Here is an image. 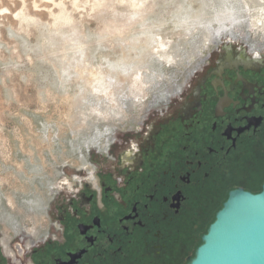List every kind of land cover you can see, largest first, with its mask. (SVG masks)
Masks as SVG:
<instances>
[{"label": "rangeland", "instance_id": "374dc122", "mask_svg": "<svg viewBox=\"0 0 264 264\" xmlns=\"http://www.w3.org/2000/svg\"><path fill=\"white\" fill-rule=\"evenodd\" d=\"M243 2L0 0L3 250L43 235L55 197L94 179L119 137L177 98L219 43L264 46L246 23L228 31L212 22ZM247 2L261 12L260 0Z\"/></svg>", "mask_w": 264, "mask_h": 264}, {"label": "flooded vegetation", "instance_id": "af4514ba", "mask_svg": "<svg viewBox=\"0 0 264 264\" xmlns=\"http://www.w3.org/2000/svg\"><path fill=\"white\" fill-rule=\"evenodd\" d=\"M178 94L55 197L43 235L0 245V264H187L230 191L261 192L264 46L224 40Z\"/></svg>", "mask_w": 264, "mask_h": 264}, {"label": "water", "instance_id": "95a60500", "mask_svg": "<svg viewBox=\"0 0 264 264\" xmlns=\"http://www.w3.org/2000/svg\"><path fill=\"white\" fill-rule=\"evenodd\" d=\"M187 264H264V183L228 193Z\"/></svg>", "mask_w": 264, "mask_h": 264}, {"label": "bare ground", "instance_id": "6f19581e", "mask_svg": "<svg viewBox=\"0 0 264 264\" xmlns=\"http://www.w3.org/2000/svg\"><path fill=\"white\" fill-rule=\"evenodd\" d=\"M251 2V0H250ZM261 4H258V7L260 8L261 12H258L256 14L251 13V10L248 8L249 3L247 2V0H244V2L241 4L239 3L237 8H231V7H224L222 6V8H224V11H218V13L212 18V22L218 24V28L221 29H227V27H231V26H239L242 24H245L246 28H249L250 30H253L254 32L257 33V31L259 30V34H262L264 36V2L263 0H260ZM209 3V2H208ZM218 8V7H217ZM223 10V9H222ZM196 14V13H195ZM194 15V14H193ZM203 16V15H202ZM201 18V17H200ZM189 19V18H188ZM197 19V18H196ZM244 19V20H243ZM246 19V21H245ZM199 20V19H198ZM251 20H255L254 24L252 23L253 21ZM204 22V21H203ZM208 24V22H207ZM228 30V29H227ZM229 31V30H228ZM203 33V32H202ZM231 33V32H230ZM204 34V33H203ZM212 38V37H210ZM218 38V37H217ZM150 40V41H149ZM210 40V39H209ZM145 41V40H144ZM148 41L153 43V44H149L150 46H152V51L156 50L158 52V48L154 47L156 45L155 40L153 42V38L152 39H148ZM215 41V40H214ZM148 45V46H149ZM149 46V47H150ZM125 58V57H124ZM174 58V57H173ZM144 62V61H142ZM126 63V62H125ZM171 63V61H170ZM172 64V63H171ZM138 65V64H137ZM118 66V65H117ZM114 71H120L122 70L120 67H112ZM115 72V73H116ZM117 75V74H116ZM131 75V74H130ZM112 82V81H111ZM107 85V84H106ZM105 83L102 84V90H100V92L102 93L103 91L107 90L106 88L104 89V86H106ZM110 88V86H109ZM109 90V89H108ZM99 91V90H98ZM97 91V94H99L100 92ZM106 92V91H105ZM105 94V93H104ZM100 95V94H99ZM98 97V96H97ZM104 111V110H103ZM107 112V110L105 111ZM122 116V115H121ZM120 116V117H121ZM123 119H125V117H123Z\"/></svg>", "mask_w": 264, "mask_h": 264}, {"label": "trees", "instance_id": "16d2710c", "mask_svg": "<svg viewBox=\"0 0 264 264\" xmlns=\"http://www.w3.org/2000/svg\"><path fill=\"white\" fill-rule=\"evenodd\" d=\"M213 220H214V217H211V218L205 223V227H204V232H203V233H205L207 226H208Z\"/></svg>", "mask_w": 264, "mask_h": 264}]
</instances>
